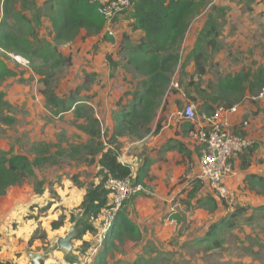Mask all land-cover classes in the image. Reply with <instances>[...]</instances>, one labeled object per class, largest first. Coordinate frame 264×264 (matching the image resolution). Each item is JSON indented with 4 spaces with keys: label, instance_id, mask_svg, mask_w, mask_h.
<instances>
[{
    "label": "rangeland",
    "instance_id": "1",
    "mask_svg": "<svg viewBox=\"0 0 264 264\" xmlns=\"http://www.w3.org/2000/svg\"><path fill=\"white\" fill-rule=\"evenodd\" d=\"M35 1L40 6L45 0ZM2 5L3 0H0V19ZM214 6L225 7L226 15L222 18L220 12L213 9ZM20 12L29 18L36 13L34 9H23L21 0H16V15L10 20L16 29L22 25L17 20ZM128 14L120 17L113 27V41L100 40L83 31L73 42L56 44L59 52L64 57H71L72 61L69 65L54 67L52 63L44 65L37 60L35 65L40 67L42 74H38L23 56L13 53L3 55L15 75L0 80V92L5 93L4 99L10 103V106H0V157L23 154L31 160L38 156L48 158L36 168L34 176L21 185H15L13 191L28 193L22 213L25 220L31 219L28 228L25 225L24 229H20L22 222L17 218L11 224L19 228L17 236L20 240L29 237L26 256L31 252L39 253L43 256L42 264H93L104 243L105 239L99 241V233H87L82 240H73L70 251L60 249L57 242L75 225L73 218L78 219L82 215L83 188L88 190L97 183V160L103 148L102 142L107 146L111 141L118 147L120 157L129 154V162L133 164L135 152L130 143L155 134L157 126L162 127L163 121L170 116L183 120L181 112L187 104L194 103L197 113L202 114L199 88L209 90L208 86L217 83L220 78L241 72L253 75L264 65V0H208L195 13L179 48L180 62L151 132L146 134L144 129H138L134 135L118 138L113 135V126L107 124V116L112 122L115 120L120 105L127 103L141 81V77L131 71L119 53V44L125 37L138 38V33L130 30ZM209 14L224 23L218 39L220 51L212 52L211 48H206L204 65L207 72L200 80L191 52ZM32 26L34 34H29L30 38L37 36L53 41L47 10H43L39 23L32 21ZM108 56L121 62L115 71L109 65ZM44 79L49 80L59 96L83 88L84 83L91 80L88 82L89 90L82 89L79 96L90 100L88 104L100 119V137L93 138L83 132L79 128L83 119H76L72 110L55 115V109L47 105L43 94ZM244 102L264 116L263 89L255 94L247 93L240 105ZM4 116L14 117L15 122L1 121ZM253 155L257 161L264 160V156L259 159L258 154ZM197 159H200V149ZM195 162L188 157V166L179 173L178 186L165 191V195L172 198L169 202L171 206L164 215H145L136 208L129 213L138 222L141 233L136 237L126 236L116 240L107 255L108 264H264V210L257 209L264 206V184L251 188L244 182L242 188L231 189L227 200L217 201L202 184H198L196 189L191 184L195 170L198 171L194 169ZM156 187L147 184L146 194L154 196L159 192ZM238 206L245 211L233 219V225L218 229L213 236L221 242L220 247H215L213 240L205 243L198 241L208 234L212 223L228 217ZM173 219L175 222H172ZM54 220L63 225L53 229L51 224ZM27 260L29 264L30 258Z\"/></svg>",
    "mask_w": 264,
    "mask_h": 264
},
{
    "label": "trees",
    "instance_id": "2",
    "mask_svg": "<svg viewBox=\"0 0 264 264\" xmlns=\"http://www.w3.org/2000/svg\"><path fill=\"white\" fill-rule=\"evenodd\" d=\"M208 0H134V8L129 14L131 28L133 31H141L142 36L133 41L130 37H125L119 44V53L131 71L141 77L138 88H136L127 100V103L120 105L115 114V124L113 135L122 137L134 135L138 129H144L145 133L151 132L152 124L157 112L172 82V75L180 62L179 48L182 45L186 34L190 28L195 13L207 4ZM22 8H30L36 11L33 18H29L25 13L20 12L17 20L21 27L16 29L10 20L16 15V0H3L2 18L0 19V80L15 75L3 55L8 53L23 56L26 58L38 74L41 70L36 67L37 60H41L44 65L53 64L54 67L69 65L71 57H64L57 49L56 44H65L75 41L80 34L85 31L88 36H100L102 40L113 41L114 36L106 30L107 20L99 12L100 3L91 0H45L42 5H38L35 0H21ZM223 18L226 15L225 7H216ZM43 10L48 11V17L52 26L53 41L37 36L30 38L34 27L32 21L40 22V15ZM119 18H114L113 27ZM224 21L209 14L205 26L200 31L196 44L192 49L191 56L196 66V75L202 80L207 69L206 48H211L212 52L220 51L219 35ZM34 34V33H33ZM32 34V35H33ZM111 69L115 71L120 65V61L112 60L108 56ZM90 77V74H89ZM45 88L43 94L47 105L55 109V115L71 111L76 119H83L79 128L93 138L101 135V122L96 116L92 106L88 104L90 100L81 99L80 92L89 90L88 82L83 88H78L69 94L59 96L50 86L48 79L43 80ZM208 89H200L202 99V113L211 112L216 106H231L243 102L247 93L255 94L257 90L264 88V65L260 66L255 74L241 72L220 78L215 84H210ZM5 93L0 92V106H10L5 99ZM191 99V98H189ZM195 100L196 98H193ZM210 102L217 104L213 106ZM1 121L14 123L15 118L4 116ZM186 132L191 128V123L186 122ZM159 126V127H158ZM157 126V131L160 125ZM101 143L102 150L99 157V171L97 173L98 182L92 184L87 190L84 200L80 205L82 215L80 218H73L75 223V239L82 240L87 233H99V227L94 224V218L107 206L109 190L106 182L109 178L125 179L133 177L135 184H145V179L150 178L152 159L146 157L136 171L131 165L120 160L117 146ZM255 144L250 148L254 150ZM164 151L177 149L185 153L183 143L178 140L169 139L162 147ZM48 158L38 156L31 160L23 154L5 155L0 157V198L7 194L8 190L15 185H21L26 179L35 175V170L41 167ZM191 184L195 189L201 184L195 179H191ZM264 184V176L251 174L246 178L248 187ZM145 195L144 191L133 194L119 210L116 220L109 230L103 245L93 264H108L107 255L115 245L116 240L126 236H139L141 230L127 211V205L137 196ZM213 196V195H212ZM216 199V198H215ZM214 199V200H215ZM218 201V200H217ZM264 210V206L257 208ZM245 211V208L238 206L235 211L221 221L212 223L208 234L198 240L199 242H209L213 240L215 247H220L221 242L213 238L218 229H224L234 224L233 219ZM52 228L58 229L63 224L54 220ZM69 261H73L69 258ZM0 264H14L10 261L0 259ZM136 264V263H133Z\"/></svg>",
    "mask_w": 264,
    "mask_h": 264
},
{
    "label": "crops",
    "instance_id": "3",
    "mask_svg": "<svg viewBox=\"0 0 264 264\" xmlns=\"http://www.w3.org/2000/svg\"><path fill=\"white\" fill-rule=\"evenodd\" d=\"M130 30L133 31L132 28ZM133 32L138 33L137 39L142 36L141 31ZM97 37L101 40L102 35ZM240 106L241 110L237 119H239V121L248 120L249 124L240 127L239 132L253 138L256 144L254 150L250 149V152L246 151L247 153L244 152L233 158L232 161L235 167V173L227 179L231 189L237 188L238 186L242 188L244 182L246 184L247 176L251 174L264 176V160L260 159L261 156H264V116H262V113L251 104L244 102ZM107 120V124L114 127L115 120L112 122L110 116H107ZM185 123L186 122L183 120L174 118V115L168 117L163 121L162 127H160L155 134L149 136L146 135L141 140L130 143L132 147H134L133 151L135 152L133 164L129 162V154L128 156L123 155V157H120L122 162L131 165L133 171L137 170L146 157L151 158L152 166L150 170V178L145 179L144 186L146 188L147 184H152L155 185V187L157 186L156 188L159 190L158 193H155L154 196L150 197L146 194L145 189V195L137 196L127 205L128 213H131L136 208V211H140V213L142 212V214L145 215H153L154 213H156L155 217L162 214L164 215L171 206V203L169 202L172 198V196L165 195V191L176 185L179 173L181 170H185L188 166V157H191L196 161L194 169L198 170L199 159H197V153L200 148L197 141L188 136V133L186 132V128L188 127H186ZM169 139L181 141L186 152L182 153L177 149L164 151L162 147ZM254 153L259 155L260 160H255ZM124 156L127 159L126 161ZM98 162L99 157L97 160L99 166ZM196 172L197 171L195 170V174ZM191 174H193V172H191ZM14 190L15 186H12L7 194L0 198V259L3 261H10L14 264H28L27 258H30V254L33 253L31 252L28 257L26 256L29 237L25 236V240H20L17 236V234L19 235L18 229H24L25 227L23 226L25 225L28 228V222L31 220H25L24 215L22 214L25 211L23 207L26 205L25 201L28 199V193L22 190L20 193H17L13 192ZM83 190L85 195L87 190L85 188H83ZM16 218L18 221L22 222V224H20L21 226H18V229L11 225ZM131 219L138 224L133 217H131ZM172 222H175V220L173 219ZM30 260L31 262L29 264H34L31 258Z\"/></svg>",
    "mask_w": 264,
    "mask_h": 264
},
{
    "label": "built area",
    "instance_id": "4",
    "mask_svg": "<svg viewBox=\"0 0 264 264\" xmlns=\"http://www.w3.org/2000/svg\"><path fill=\"white\" fill-rule=\"evenodd\" d=\"M98 2L99 12L107 20L106 30L115 37L112 23L114 18H120L125 13L130 14L134 8V0ZM176 85L178 86L177 83ZM195 109L194 103H190L181 112L183 120L192 125L188 136L195 139L200 148L199 167L193 179L208 188L214 198L224 201L229 198L232 191L227 179L235 173L233 158L250 150L255 140L239 132L240 127L249 124L248 120L237 119L241 110L240 104L219 105L211 112L202 114H198ZM106 188L109 190L108 204L94 218V224L99 227L100 242L106 238L124 202L133 194L145 191L144 185L135 184L133 177L125 179L111 177L106 182Z\"/></svg>",
    "mask_w": 264,
    "mask_h": 264
},
{
    "label": "water",
    "instance_id": "5",
    "mask_svg": "<svg viewBox=\"0 0 264 264\" xmlns=\"http://www.w3.org/2000/svg\"><path fill=\"white\" fill-rule=\"evenodd\" d=\"M76 228L72 226L67 235L58 238V247L65 251H70L72 249V241L75 240ZM30 258L34 264H42L43 256L39 253L33 252L30 254Z\"/></svg>",
    "mask_w": 264,
    "mask_h": 264
},
{
    "label": "bare ground",
    "instance_id": "6",
    "mask_svg": "<svg viewBox=\"0 0 264 264\" xmlns=\"http://www.w3.org/2000/svg\"><path fill=\"white\" fill-rule=\"evenodd\" d=\"M257 146V145H256Z\"/></svg>",
    "mask_w": 264,
    "mask_h": 264
}]
</instances>
